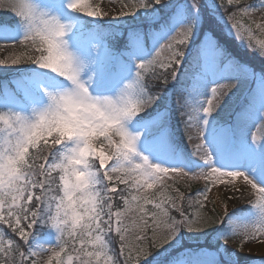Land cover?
<instances>
[{"label": "snow or ice", "instance_id": "1", "mask_svg": "<svg viewBox=\"0 0 264 264\" xmlns=\"http://www.w3.org/2000/svg\"><path fill=\"white\" fill-rule=\"evenodd\" d=\"M161 4L121 0L105 20L89 0H0L13 14L0 48L23 50L0 70L27 65L0 84V264H244L245 248L264 252V140L249 129L264 127V0ZM138 13L140 25L124 19ZM225 30L259 71L221 43ZM169 85L187 94L176 127ZM178 178L205 185L186 196ZM249 186L248 207L229 213ZM210 236L216 255L188 243ZM237 238L239 252L226 247Z\"/></svg>", "mask_w": 264, "mask_h": 264}, {"label": "rangeland", "instance_id": "2", "mask_svg": "<svg viewBox=\"0 0 264 264\" xmlns=\"http://www.w3.org/2000/svg\"><path fill=\"white\" fill-rule=\"evenodd\" d=\"M243 1H247V3L254 2V0H243ZM129 2H131V0H129ZM166 2H172V0H162V4L166 3ZM224 2L227 3V0H224ZM89 3L90 4H98L101 7L102 11H108L110 13L109 16L104 17L105 20L113 19L114 17H116V15L118 14L120 7H121V0H89ZM162 4L160 6H162ZM139 16L140 15L138 13V16L135 19L139 18ZM259 16H260V14L256 15L257 20L259 19ZM0 18H4L5 20H10V19H13V14L11 12H9L7 9H0ZM125 18H127V17H125ZM255 39L264 40V33L257 32ZM8 43L11 44L12 42L9 41ZM237 46H240V45H237ZM241 48H243V47H241ZM22 51L23 50L18 45L16 47L0 48V59H2V57L8 58L9 56L20 55ZM21 67H27V65H23V64L22 65H9L7 70H0V76L11 75V77H10V79H8V81L14 82V79L16 78L17 74L13 71V69L21 68ZM0 69H4V66L0 65ZM6 81L4 80V82H6ZM10 85L12 86L11 83H10ZM247 94H248V86L246 85L244 88H242L239 92L236 93V95L229 102V105L225 109V111L219 114V118L225 123H232V121L230 120L229 117L232 115L236 105L239 104V102H241V99L243 97H247ZM185 99H187V94H186ZM215 114L216 113H214V115ZM249 129L251 131L252 136L255 137V141L257 144H259L262 140H264V127H262L258 122L255 124V127H252L251 125H249ZM185 146H186V149L188 151L192 150L191 145H189L187 143V141L185 142ZM193 158L198 159V157H195V156ZM193 182L198 184V185L205 183V181L203 179L191 180L188 178H178L177 186L181 187L185 191H189L190 186ZM242 182H243L242 178H239L237 180V183H242ZM168 183H169V185H171L172 181H168ZM217 187H222V185H219V183H217ZM149 191L151 192L152 190H149ZM171 195H176V193L174 191H172ZM252 196H253V194H252V191L250 189V186L244 191L242 197L239 194H237V199L229 202V206H228L229 213L236 211V210H239L243 207H248L249 199L252 198ZM209 197L211 199H217V200L221 201V203L218 204L216 211L218 214L222 215L223 214V212H222V199H221V197H218L216 195V189L215 188H213V191L209 193ZM194 212H192V213H194ZM240 226H242V225H240ZM214 228H215V225L209 226L206 229V231L211 232ZM186 235H191V234H186ZM200 235H202V234H200ZM206 239H201L197 243H204L203 241ZM210 241L218 247V243L213 237H211ZM42 242H43V240H42ZM189 242H192V241H189ZM222 243H223V241H219V244H222ZM239 243H240V241L237 238L236 240L230 241L226 247L229 248L230 250H235V251L239 252ZM257 247H259L258 244H253L250 248H245L243 250V252H240L241 256L248 258L244 261V264H258L261 257L264 256V252H262L261 254L258 253ZM221 254L226 256V254H224L223 252H221Z\"/></svg>", "mask_w": 264, "mask_h": 264}, {"label": "trees", "instance_id": "3", "mask_svg": "<svg viewBox=\"0 0 264 264\" xmlns=\"http://www.w3.org/2000/svg\"><path fill=\"white\" fill-rule=\"evenodd\" d=\"M183 0H180V2H182ZM219 1V0H217ZM158 7V6H157ZM127 20L133 21L134 24L136 25H140L142 23V20H133L131 17H127L125 18ZM229 38L226 37V34L224 31H220V41L221 43H224L227 45L228 49L230 52H232L233 54L237 55L238 57H241L243 59V61H248L249 63L252 64V66L259 71L260 67H261V63L259 58L254 59L252 57V54L249 53L247 50H238L237 46L231 41L228 40ZM121 43H123V40L121 41ZM196 65L193 64L191 67H189L188 65L183 66L182 71L188 73L189 75L196 71ZM181 79L183 80L184 78L181 77ZM190 82V80H185V85H188V83ZM177 86H182V85H177ZM166 96H167V100L166 103L169 106V108L173 111L174 115H175V120L173 123V126L176 127V121H179L180 117L179 115L176 114V109H177V101H179L180 103L182 102V94L177 90V88L173 89L171 87V85L168 86V91L166 92ZM182 129V125L179 126V130H178V135L181 132ZM180 191L183 192L186 196L189 195H193L195 194L198 190L202 189V184H196V183H192L190 186V190L189 192H186L184 189H182L181 187H179ZM185 209L186 211H190V210H194L195 207H189L188 202L186 201L185 204ZM207 243V242H205ZM193 247L197 246L194 244H191ZM200 247L202 246H207V244L204 245H199ZM154 254H155V250H153Z\"/></svg>", "mask_w": 264, "mask_h": 264}, {"label": "bare ground", "instance_id": "4", "mask_svg": "<svg viewBox=\"0 0 264 264\" xmlns=\"http://www.w3.org/2000/svg\"><path fill=\"white\" fill-rule=\"evenodd\" d=\"M6 58H7V57H2V59H6ZM257 252L260 253V254L262 253V250H261L260 246L257 247Z\"/></svg>", "mask_w": 264, "mask_h": 264}]
</instances>
